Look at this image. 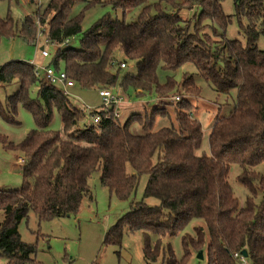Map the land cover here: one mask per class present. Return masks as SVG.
Here are the masks:
<instances>
[{
	"label": "trees",
	"instance_id": "trees-1",
	"mask_svg": "<svg viewBox=\"0 0 264 264\" xmlns=\"http://www.w3.org/2000/svg\"><path fill=\"white\" fill-rule=\"evenodd\" d=\"M17 1L6 0L8 5ZM80 1L50 0L43 11L36 9L35 17L25 16L20 29L7 9L0 18V40L20 38L36 44L35 18L42 26L49 18L43 34L57 46L49 66L63 70L81 90L118 87L123 93L154 92L159 98L180 89L184 96H197L198 76L219 95L235 90V102L227 115L215 117L209 155H198L201 125L182 93L171 104L175 120L171 127L151 132L156 117L169 115L164 109L144 117L132 115L120 125L113 107L92 111L91 116L100 115L99 122L80 126L84 112L36 77L31 64L11 61L0 66V86L18 85L15 94L6 96L5 107L0 102L1 120L19 125L21 106L35 125L18 143L0 134V146L19 152L23 160L20 188L0 189V258L6 264H41L35 260L36 245L20 240V222L30 212L39 223L75 215L82 199H91L88 181L98 172L99 184L120 200L130 198L139 178L146 175L143 196L159 202L153 207L143 200L132 203L105 232L104 245L119 246L127 227L130 233L143 235L147 263L161 259L160 264H188L206 245L207 264H240L234 255L243 250L250 264H264V51L255 45L264 38V0L234 1L245 44L225 37L231 17L222 11L223 0H108L123 14L140 8L137 19L125 22L105 15L84 32V11L100 1L87 2L71 17L72 6ZM184 10L193 11L192 23L182 17ZM74 37L77 48L62 46ZM126 63H133L135 71L120 67ZM184 66L192 67L194 75L184 73L178 82L167 76L159 82L158 70L174 73ZM53 111L60 115L61 131L48 129ZM134 120L143 135L130 133ZM232 166L239 168L236 179L246 192L243 206L228 181ZM193 220L203 226L194 228V236L181 237L178 258L162 240L182 232ZM150 233L157 237L154 244L148 240Z\"/></svg>",
	"mask_w": 264,
	"mask_h": 264
},
{
	"label": "rangeland",
	"instance_id": "rangeland-1",
	"mask_svg": "<svg viewBox=\"0 0 264 264\" xmlns=\"http://www.w3.org/2000/svg\"><path fill=\"white\" fill-rule=\"evenodd\" d=\"M92 0H82L75 3L70 11V16H75L84 10L87 2ZM99 4H95L84 11V18L81 23L82 32L89 29L103 16L108 15L112 19L124 20L125 22H133L137 19L140 8L127 11L125 14L121 10H113L108 4V0H99ZM234 1L223 0L221 3L222 11L225 15L231 17L230 24L225 30V37L229 40H237L245 44V39L239 30V24L234 17ZM50 0H18L8 5L6 0L0 1V18H4L7 9L16 24V29H20L21 22L25 16L35 17V11L40 8L43 11ZM193 11H182V17L192 23ZM36 24V44H27L20 38L0 40V66L11 61H23L26 63L33 62L35 65L45 68L49 66L56 55L57 46L50 43L45 44V34H43L49 18L42 26L35 18ZM245 24V22H242ZM256 47L264 51V38L260 37L256 41ZM63 46L72 48L78 47V38L74 37L66 42ZM45 48L47 57L42 58L40 48ZM125 70L134 72V64L126 63ZM184 73L194 75V70L190 66H184L176 72H164L158 70V79L163 83L166 77H174L178 82ZM196 86L200 90L197 96L185 95L178 89V92H172L165 97L157 98L154 92L145 93L138 96L134 91L130 90L123 93L118 87L112 90V94L120 96L122 102L114 108L117 115L118 124L123 125L132 115H140L144 117L150 114L154 109L166 110L168 116H158L153 122L151 132L163 127H171L175 125L174 107L175 103L170 101L169 97H175L182 93L184 100L191 104L192 117L197 120L202 129V142L200 149L196 152L198 155L208 156L209 145L208 136L217 115H227L235 102L236 91L232 90L229 95L217 94L210 84L205 83L201 78L195 76ZM55 88L63 91L62 87L57 84ZM36 87L31 88V96L35 97ZM18 85L14 82L10 85L0 86V102L5 107L6 96L13 95L17 92ZM67 98L77 108L84 112L85 116L80 122V126L92 123L91 112L100 111L102 109V101L98 96V90H81L76 86L67 90ZM86 108V109H85ZM17 121L19 125H10L3 122L0 118V134L6 136L7 140L12 143L20 142L28 131L33 130L35 125L31 115L21 106L17 108ZM52 131H61L60 115L53 111V120L48 127ZM129 131L132 135L141 136L144 134L141 125L134 120L129 125ZM21 155L17 151L6 150L0 146V189L15 190L21 186ZM128 172H131L128 169ZM239 174V168L232 166L228 175V181L233 190L234 196L239 200L240 206H243L246 192L241 187L236 177ZM148 177L143 175L139 178L134 194L127 200H120L114 196H110L107 189L99 184V173H94L88 181V187L91 199L86 196L82 199L78 212L64 218H56L50 221L38 222L33 213L28 214L27 220L20 222L18 233L20 240L26 244L36 245L35 260L41 264H151L147 263L143 257L144 238L139 232L130 233L127 227L123 229V237L119 246H111L103 244L105 232L113 226L119 218L130 210L132 203L144 201L149 206H157L158 200L153 197H144L143 190ZM3 214L0 213V225ZM203 226L200 220H193L182 232L164 238L163 245H169L174 254L180 258L182 256L181 237L185 234L194 236V228ZM206 243L208 236H205ZM150 244H154L157 237L154 234L148 235ZM118 252V254H117ZM202 259H196L192 256L188 264H207L205 253L206 245L202 247ZM161 259L156 264H160ZM0 264H6L4 258H0ZM244 264H250L245 258Z\"/></svg>",
	"mask_w": 264,
	"mask_h": 264
},
{
	"label": "built area",
	"instance_id": "built-area-1",
	"mask_svg": "<svg viewBox=\"0 0 264 264\" xmlns=\"http://www.w3.org/2000/svg\"><path fill=\"white\" fill-rule=\"evenodd\" d=\"M46 43H48V41L45 39V44ZM64 44H62V46ZM40 55L42 58H46L48 56L45 48H43V47L40 48ZM29 64H31L34 67L33 73L36 77L42 79L45 83L52 85L54 87H55V85L59 84L63 89V91H62L63 95L68 96L67 90L72 88L74 86V83L70 79H68L66 73L63 70L55 71L51 66L41 68V67L35 65L33 62H30ZM120 67L125 68V65L121 64ZM98 96L100 97V99L102 101V109L101 110H103L104 112H107L108 109H110L112 107H113V111H114V108L117 107V105H119L122 102V99L120 96H117L116 94H112V90H108V89L99 90ZM169 100L177 102V101H179V97L178 96L169 97ZM114 116H117V115L114 113ZM91 117H92L93 123H98L100 120V115H98V114H95ZM20 162L23 163V160L21 159ZM234 256H235V258L238 259L240 264H244L245 258L241 255V253L235 254Z\"/></svg>",
	"mask_w": 264,
	"mask_h": 264
},
{
	"label": "water",
	"instance_id": "water-1",
	"mask_svg": "<svg viewBox=\"0 0 264 264\" xmlns=\"http://www.w3.org/2000/svg\"><path fill=\"white\" fill-rule=\"evenodd\" d=\"M241 255L244 257V258H247V253L245 250L241 251ZM203 258V255H202V252L199 251L196 255V259H202Z\"/></svg>",
	"mask_w": 264,
	"mask_h": 264
},
{
	"label": "crops",
	"instance_id": "crops-1",
	"mask_svg": "<svg viewBox=\"0 0 264 264\" xmlns=\"http://www.w3.org/2000/svg\"><path fill=\"white\" fill-rule=\"evenodd\" d=\"M21 161V160H20Z\"/></svg>",
	"mask_w": 264,
	"mask_h": 264
}]
</instances>
